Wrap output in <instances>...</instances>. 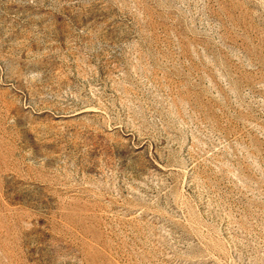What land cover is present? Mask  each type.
<instances>
[{"label":"rangeland","instance_id":"obj_1","mask_svg":"<svg viewBox=\"0 0 264 264\" xmlns=\"http://www.w3.org/2000/svg\"><path fill=\"white\" fill-rule=\"evenodd\" d=\"M0 264H264V0H0Z\"/></svg>","mask_w":264,"mask_h":264}]
</instances>
